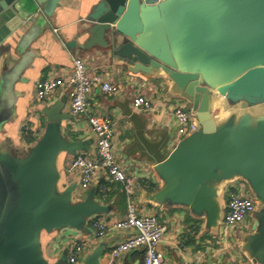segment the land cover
<instances>
[{"label":"water","instance_id":"obj_1","mask_svg":"<svg viewBox=\"0 0 264 264\" xmlns=\"http://www.w3.org/2000/svg\"><path fill=\"white\" fill-rule=\"evenodd\" d=\"M59 5L0 0V126L11 115L29 48L50 31ZM93 44L109 47L133 71L166 77L190 102L195 128L156 163L161 185L146 198L185 206L215 227L223 217L221 185L240 177L256 204L242 247L253 263L264 264V0H98L66 47ZM14 50L20 57L11 64ZM81 146L49 124L27 159L0 158V264H48L40 230L86 231L87 218L103 211L91 197L73 201L75 183L55 192L57 152ZM98 258L95 251L84 264Z\"/></svg>","mask_w":264,"mask_h":264},{"label":"crops","instance_id":"obj_2","mask_svg":"<svg viewBox=\"0 0 264 264\" xmlns=\"http://www.w3.org/2000/svg\"><path fill=\"white\" fill-rule=\"evenodd\" d=\"M97 1L60 0L50 31L41 33L32 42L28 63L20 75L21 81L14 85L11 115L0 126V158L5 156L24 161L46 127L56 124L63 139L79 142L82 148L74 153L65 150L57 152L54 160L58 174L55 192L60 193L65 185L72 183L78 187L79 172L69 170L70 161L78 153L94 156L96 135L84 117L71 113L66 88L54 91L42 101L36 100V83L48 77L66 76L73 66L72 58L76 57L83 61L88 72L101 73L105 79L119 86L114 95L94 89L90 98V113L109 116L114 122L113 152L118 163L134 179L136 208L139 212L154 214L158 222L165 226L160 242L162 264H182L186 259L196 264H256L242 247L244 236L253 232V213L232 229L224 227L223 217L215 227H208L205 217L185 206L160 204L146 198L147 193H152L161 185L154 166L182 138L178 134L172 109L176 104L185 108L188 106V109L191 105L186 98L173 92L169 79L158 74L148 76L133 71L116 59L109 47L98 44L77 46L73 52L66 47L80 31L90 7ZM25 28L19 30V35ZM19 57L14 50L10 63ZM139 94L152 102L151 111L133 109L132 99ZM214 110V115L221 112L216 114ZM104 179L103 175H99L79 198L73 197V201L91 197L103 206V211L87 218L86 231L61 227L51 232H38L40 255L48 264L67 258L74 243L82 239H86L88 245L76 264H84L95 251L99 252L98 264H142V248L132 249L115 259L109 256L110 249L123 241L129 232L111 228L114 221L125 216L126 201L121 184L116 182L106 184L107 190L101 198L98 188ZM230 191L243 192L253 198L248 184L240 177L223 182L218 195L222 214L226 210ZM95 221H103L110 226L103 237L95 236Z\"/></svg>","mask_w":264,"mask_h":264},{"label":"built area","instance_id":"obj_3","mask_svg":"<svg viewBox=\"0 0 264 264\" xmlns=\"http://www.w3.org/2000/svg\"><path fill=\"white\" fill-rule=\"evenodd\" d=\"M57 31V29H54ZM73 66L63 77H48L36 83V100L42 101L58 89H67L70 111L74 116L84 117L88 126L96 135V153L94 156L76 154L70 161L69 170L79 172V184L74 197L87 190L99 176L105 177L99 192L105 193L108 182L120 183L125 195L126 214L122 219L111 224L112 229L128 231L129 235L115 244L109 251L112 259L136 248H142V264H162L163 254L160 242L165 233V226L158 222L154 214L139 212L134 201L135 182L116 160L112 148L114 136V122L109 116H98L90 113V98L92 91L100 89L107 95H114L119 91L118 84L105 79L101 73L88 72L86 65L80 59L72 58ZM132 107L135 110L148 112L153 109L152 102L139 94L133 97ZM179 136L187 135L195 128L191 110L182 104H176L172 109ZM256 204L253 198L243 192L230 191L222 223L225 228L232 229L241 225L245 218L252 214ZM95 236L103 237L110 226L103 221H95ZM88 241L82 239L75 242L66 260L68 264H76L84 253ZM182 264H196L184 260Z\"/></svg>","mask_w":264,"mask_h":264},{"label":"rangeland","instance_id":"obj_4","mask_svg":"<svg viewBox=\"0 0 264 264\" xmlns=\"http://www.w3.org/2000/svg\"><path fill=\"white\" fill-rule=\"evenodd\" d=\"M214 108H215L214 112H215L216 114H218V113L220 112L219 108H218L217 106H215ZM186 109H188V106L186 107ZM11 206L13 207V199H12V201L7 205L6 210H7V211L10 210V209L12 208ZM8 208H10V209H8Z\"/></svg>","mask_w":264,"mask_h":264},{"label":"trees","instance_id":"obj_5","mask_svg":"<svg viewBox=\"0 0 264 264\" xmlns=\"http://www.w3.org/2000/svg\"><path fill=\"white\" fill-rule=\"evenodd\" d=\"M106 192V191H105ZM100 192H99V188H98V194H99ZM103 195H104V193H100V197L102 198L103 197Z\"/></svg>","mask_w":264,"mask_h":264}]
</instances>
